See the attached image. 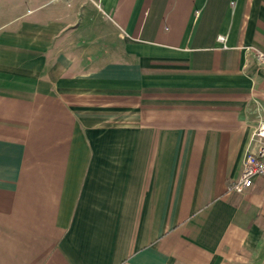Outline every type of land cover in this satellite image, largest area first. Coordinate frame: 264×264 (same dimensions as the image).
Segmentation results:
<instances>
[{
  "label": "crops",
  "instance_id": "0c3cea01",
  "mask_svg": "<svg viewBox=\"0 0 264 264\" xmlns=\"http://www.w3.org/2000/svg\"><path fill=\"white\" fill-rule=\"evenodd\" d=\"M4 12L0 264H264V177L228 191L264 115V0Z\"/></svg>",
  "mask_w": 264,
  "mask_h": 264
},
{
  "label": "built area",
  "instance_id": "2783aa9c",
  "mask_svg": "<svg viewBox=\"0 0 264 264\" xmlns=\"http://www.w3.org/2000/svg\"><path fill=\"white\" fill-rule=\"evenodd\" d=\"M217 40L224 43L223 35L217 36ZM245 54L251 55L256 65L264 70V53L253 46L243 48ZM251 140L253 149L248 151L242 161L239 177L228 186L229 192L242 193L249 189L253 180L258 177H264V115L259 119L255 126Z\"/></svg>",
  "mask_w": 264,
  "mask_h": 264
},
{
  "label": "rangeland",
  "instance_id": "374dc122",
  "mask_svg": "<svg viewBox=\"0 0 264 264\" xmlns=\"http://www.w3.org/2000/svg\"><path fill=\"white\" fill-rule=\"evenodd\" d=\"M8 0H0V10H2V12H0V15H5V4H6V2H7ZM10 17H13V14L11 15V14H9L8 15V18H10Z\"/></svg>",
  "mask_w": 264,
  "mask_h": 264
}]
</instances>
